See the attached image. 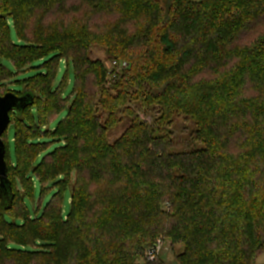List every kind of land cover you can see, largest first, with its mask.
I'll list each match as a JSON object with an SVG mask.
<instances>
[{"label":"trees","instance_id":"16d2710c","mask_svg":"<svg viewBox=\"0 0 264 264\" xmlns=\"http://www.w3.org/2000/svg\"><path fill=\"white\" fill-rule=\"evenodd\" d=\"M50 16L55 22L47 24ZM96 45L127 68L115 74L91 61ZM61 61L75 75L68 99L66 78L55 86ZM12 62L32 64L26 74L43 70L18 77ZM8 76L27 81L14 94L33 102L11 113L15 163L8 130L2 137L12 204L0 199V264H140L159 239L182 247L178 264H257L264 253V0H0V83ZM129 103L158 114L148 123ZM119 112L130 126L111 144ZM178 112L195 122L189 139L200 149L171 151L167 126ZM42 137L62 145L36 165L49 145ZM36 183L43 196L57 191L41 215L30 216L24 200ZM144 264L164 263L159 256Z\"/></svg>","mask_w":264,"mask_h":264},{"label":"rangeland","instance_id":"374dc122","mask_svg":"<svg viewBox=\"0 0 264 264\" xmlns=\"http://www.w3.org/2000/svg\"><path fill=\"white\" fill-rule=\"evenodd\" d=\"M195 1H200V0H195ZM55 17L50 16V18L48 17V19L46 20L47 24H52L53 22H55ZM12 38L14 40H17V35L16 32L12 29ZM87 56L88 58L93 61V62H100L104 67H106L107 69H109V71L112 73L114 72L115 74H117L118 72H121V65L123 64H118L115 65V61H113L108 53V50L105 47L96 45L93 46L92 48H90L87 52ZM2 63L5 64L6 66H10L9 62L2 60ZM44 63L38 61L36 63H34L33 66L35 67H41L43 66ZM13 67L15 68V66L20 69L17 72V76L22 77L23 75L26 74L27 71L32 70V64H27L26 68H22V66H20L19 64L16 65L15 62H12ZM43 70V69H42ZM39 69L33 70L28 72L24 77L28 78L30 76H33L34 74H36L39 71H42ZM114 75V74H113ZM23 77V78H24ZM114 76L110 77L108 79V82L111 78H113ZM64 78H66V82L65 85L62 89V96L64 97V99H68L71 94L73 93V89H74V82H75V75H74V71L72 70L71 66L69 71H67L65 64L63 63V61H61L57 67V75H56V80H55V86H58L63 80ZM16 77L13 78L12 76H8L6 80H4L3 82L0 83V95L4 96L7 93H15L14 90L16 88H18L19 85H21L22 89L23 88H27V81H23L22 83H18L15 82ZM110 84H107V87ZM143 88H148L147 84H143L142 85ZM29 87H33V85L29 86ZM131 89V88H130ZM137 89V87L132 88L130 91H135ZM18 95H20V93H16ZM97 96H99V93L97 94ZM129 105L135 110L137 111V113L140 116V119L143 121H146L148 123H152L153 119L155 118V116L158 114V111L152 110L151 112H149L148 115H146L143 111L140 105L138 104H134V103H129ZM66 111L63 110L58 116L57 118L54 119V117L52 119H54V121H52L51 125H50V130L52 131V129H54L56 127V125L59 123V121L65 116ZM99 116L101 117L100 121L103 123L105 121V119L107 118L106 113L100 112ZM118 118L121 120L116 127L112 128L109 130V132L107 133V138L109 143L114 144L117 140L120 139V137L123 135V133L129 128L130 126V119L126 116H124L122 113H118ZM51 119V120H52ZM196 129V124L194 121H192L191 119H189L186 115L182 114V113H176L171 121V124L167 126V130L173 133V141H174V146L172 148V152L173 153H182L185 151H189L192 149H200L201 146L199 144H192L190 142V134ZM42 131V130H41ZM45 132V131H42ZM15 135V128L13 125H11L6 133V138L9 142V158L11 163H15L17 161V155H16V148H15V144L13 143V137ZM40 143L42 144H48L49 145L46 147L45 150H43L40 153V157L38 158V160L36 161V165H38L42 159L44 158V156L48 153H51L52 151H54L56 148H59L62 145L61 141L58 140H54V139H48L47 137H42L38 140ZM75 175H74V179H73V183H75ZM57 191L56 188L53 189V191L45 194L43 196L42 194V189L40 184L36 183V188L32 194V198L27 197L24 200V203L27 207V210L29 212L30 216H35L36 213H38V215H41L47 204L51 201L53 194ZM63 199H62V207L64 210L68 211L70 208V197H71V191L70 189H66L65 191H63L62 193ZM34 205L36 206V210L34 209ZM6 220L10 221V216L6 215ZM18 223H21V219H17ZM182 247L181 246H176L174 247L172 245V242L170 240H166L164 242V247L160 253L161 256V261H163L164 264H178L177 261V256L182 252ZM138 262L140 264H144L145 263V259L142 257L138 260ZM257 264H264V253L262 255H260L257 260H256Z\"/></svg>","mask_w":264,"mask_h":264},{"label":"water","instance_id":"95a60500","mask_svg":"<svg viewBox=\"0 0 264 264\" xmlns=\"http://www.w3.org/2000/svg\"><path fill=\"white\" fill-rule=\"evenodd\" d=\"M33 102L31 94H25L21 97L14 93H7L4 96L0 95V199L1 204H12V187L8 179V165L6 162L7 148L2 137L8 130L12 117L11 113L14 111H21L28 104Z\"/></svg>","mask_w":264,"mask_h":264},{"label":"built area","instance_id":"2783aa9c","mask_svg":"<svg viewBox=\"0 0 264 264\" xmlns=\"http://www.w3.org/2000/svg\"><path fill=\"white\" fill-rule=\"evenodd\" d=\"M117 65V62L114 63ZM127 68V64L121 65V69ZM164 247V241L162 239H159L155 245L149 247L145 252V259L149 262H155L158 257L160 256V253Z\"/></svg>","mask_w":264,"mask_h":264}]
</instances>
